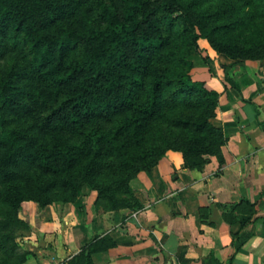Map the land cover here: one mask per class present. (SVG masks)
Instances as JSON below:
<instances>
[{
  "label": "trees",
  "instance_id": "trees-1",
  "mask_svg": "<svg viewBox=\"0 0 264 264\" xmlns=\"http://www.w3.org/2000/svg\"><path fill=\"white\" fill-rule=\"evenodd\" d=\"M200 38L231 59L263 60L264 0H0V58L25 59L0 76V264L35 256L15 232L30 226L18 217L26 199L74 202L89 184L96 209L138 210L130 180L168 149L187 168L202 169V153L224 163L219 93L191 74ZM16 118L30 123L7 127ZM115 244L97 237L67 264H94Z\"/></svg>",
  "mask_w": 264,
  "mask_h": 264
},
{
  "label": "crops",
  "instance_id": "crops-1",
  "mask_svg": "<svg viewBox=\"0 0 264 264\" xmlns=\"http://www.w3.org/2000/svg\"><path fill=\"white\" fill-rule=\"evenodd\" d=\"M199 45L208 63L195 65L192 77L219 93L212 122L228 139L224 163L213 157L202 169L187 168L181 152L168 150L132 180L143 205L138 210L96 209L97 193L83 197V207L24 201L20 215L36 245L24 264H67L84 244L105 234L116 244L94 253V264H264V59L238 62L205 38ZM250 68L256 83L240 93L227 75L235 74L237 84L236 76H250ZM250 215L244 228L250 236L235 250L233 235Z\"/></svg>",
  "mask_w": 264,
  "mask_h": 264
},
{
  "label": "rangeland",
  "instance_id": "rangeland-1",
  "mask_svg": "<svg viewBox=\"0 0 264 264\" xmlns=\"http://www.w3.org/2000/svg\"><path fill=\"white\" fill-rule=\"evenodd\" d=\"M191 59L194 61L195 65H202V64H206L208 63L207 61V56H205L204 54H199L197 53L196 51H193L190 55ZM12 61H15L17 64L19 65H22L25 63V59L19 55V54H14V53H8L6 54L4 57L0 58V76L3 75V73L5 72L6 68L8 67V65L12 62ZM241 61H257V60H253V59H244V60H238V62H241ZM251 70H248V72H250V76L249 74L247 75V72L245 73H241L239 74L238 76H236V81H237V84L238 86L240 87V89L243 91L245 89H249L251 86H254L255 83H256V80L257 78L255 77V75H253L252 72H254V69L253 68H250ZM192 73V71H191ZM197 72L194 71V73H192V75H196ZM235 74L234 75H231V74H228L227 75V79L229 77H233L234 78ZM256 90V89H255ZM255 90H253L252 92H254ZM251 92V93H252ZM250 94V92H249ZM30 122L27 121V119L25 118H16L15 120L11 121L7 127H25L29 124ZM162 127L167 130V134H169L170 132L173 131L172 128H169L168 124H162ZM168 150H175V149H168ZM167 150V151H168ZM166 151V152H167ZM175 151H179L181 152V150H175ZM2 153V150H0V154ZM182 153V152H181ZM166 154V153H165ZM201 156L204 158V159H207L209 162L212 160L213 157H216L218 159V156L217 154L215 153H212V154H206V153H202ZM113 163H116L113 159H110V164H113ZM137 176V175H136ZM133 177L131 180H130V186L132 187V180L136 178ZM44 183H48L47 182H44ZM133 188V187H132ZM94 193H98L97 190L95 188H93V186L89 185V184H84L80 190L78 191L77 193V196H76V201L72 202V203H75L77 202L79 204V206L83 207L84 204H83V197L87 198V196H89V194H93ZM96 198H97V194H96ZM96 200V199H95ZM24 201H34L32 199H26ZM23 201V202H24ZM22 202V203H23ZM22 203H21V208L18 212V217L23 219V221H26V223H29L25 218L21 217L20 215V212H21V209H22ZM56 203H67V202H56ZM71 203V202H69ZM94 206H95V202H94ZM100 209V208H99ZM15 232L17 233L18 235V241L20 242V246H21V250L25 251V250H29L31 252L34 253V249L36 248V245L35 244H31V242L29 241L30 240V235L32 234L33 232V229L31 227V225L29 226V228H22V227H16L15 226Z\"/></svg>",
  "mask_w": 264,
  "mask_h": 264
}]
</instances>
